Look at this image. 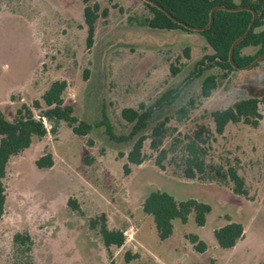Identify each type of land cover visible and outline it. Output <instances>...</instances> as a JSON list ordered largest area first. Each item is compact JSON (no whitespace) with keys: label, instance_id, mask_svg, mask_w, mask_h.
<instances>
[{"label":"rangeland","instance_id":"rangeland-1","mask_svg":"<svg viewBox=\"0 0 264 264\" xmlns=\"http://www.w3.org/2000/svg\"><path fill=\"white\" fill-rule=\"evenodd\" d=\"M93 4L99 10L88 45L83 0H0L1 113L11 121L24 105L38 117L45 109L43 93L54 81H64V105L73 109L78 123L93 126L87 135L77 136L64 123L52 133L44 121L47 135L34 138L10 159L0 264H21L23 258L30 264H264V108L259 105L257 125L240 120L228 124L222 135L214 134L210 118L213 111L264 94V59L245 71L214 66L196 75L195 64L213 54L200 36L143 26L151 17L143 0H88L87 5ZM256 52L253 47L241 50L243 55ZM208 75L217 76V87L203 98L201 85ZM177 89L174 105L157 112L147 129L149 134L168 119L160 147L169 150L163 169L155 164L157 153L147 139L144 162L129 165L125 174L131 143L110 142L95 124L104 113L114 134L127 137L132 125L121 118L123 109L150 105ZM201 126L212 132L205 139L206 160L234 168L244 181L245 197L235 195L231 185L185 178L179 162L172 160L180 155L170 152L171 144L177 139L182 147ZM47 153L53 166L38 169L35 161ZM153 190L209 204L205 225L198 227L190 214L185 224L174 221L172 235L160 241L151 217L142 211ZM70 199L78 211L68 206ZM102 217L109 230L125 234L121 247H104ZM90 221L96 222L95 229ZM229 222L240 223L244 235L224 250L213 231ZM16 233L30 236L29 252L14 249ZM192 235L205 243L204 252L194 249Z\"/></svg>","mask_w":264,"mask_h":264},{"label":"trees","instance_id":"trees-1","mask_svg":"<svg viewBox=\"0 0 264 264\" xmlns=\"http://www.w3.org/2000/svg\"><path fill=\"white\" fill-rule=\"evenodd\" d=\"M144 1V0H143ZM175 19L192 27H204L209 22L210 11L217 6L227 8L248 7L253 9L257 17L247 36L239 42L233 51V61L236 65L243 67L250 64L256 57L264 53V0H239L235 4L233 0H151ZM83 17L87 27V43L90 45L94 32V24L97 19L99 7L97 4L87 5L88 0H83ZM144 5L151 13L149 19L145 18L141 24L150 29L175 31L185 33H195L200 36L205 44L213 51L211 56H206L194 66L196 75H201L205 70L212 67H219L222 71H235L230 65L228 56L232 43L239 38L247 29L252 14L247 10L226 11L216 10L213 12V22L211 26L201 32H192L183 26L175 23L163 11L144 2ZM247 47L257 49L254 55H243L241 50ZM187 55V51H186ZM217 87V76L208 75L201 85V96L207 98ZM67 88L66 82L54 81L43 93L41 100L45 107L40 115L36 117L26 106L17 110L13 120H7L0 111V219L5 211L6 193L4 180L6 178L7 166L10 159L28 149L34 138L42 139L47 133L46 121L50 126V131L55 133L61 123L66 124L73 134L85 136L92 129L90 124L78 123L73 116V109L64 105L63 94ZM180 90H170L160 95L156 101L150 105L138 104L136 109L126 108L121 111V118L132 125V133L127 137H117L114 134L108 118L103 113L100 121L95 124L96 128L102 127L104 134L110 142L123 143L130 142V148L126 155V164L123 165L125 174L129 173V165H140L145 160L143 154L144 142L149 139V148L157 153L155 164L163 169V162L167 159L169 150L160 148L165 137V126L168 119L156 123L149 134L147 129L151 119L157 112L174 105L179 97ZM259 105L264 108V94L259 97L240 99L230 107L223 110H216L210 113V118L214 124V134L222 135L228 124H235L243 120L246 124L257 125L261 118ZM35 107L40 109V105L35 103ZM180 113H187L186 106L180 108ZM78 123V125H76ZM212 135L206 127H199L193 135L187 138V142L180 147V140H175L171 144V153L179 154L176 159L179 162L182 174L187 179H198L202 181H213L220 185H231V191L235 195L245 197L246 191L244 181L232 167L224 168L221 165L210 163L206 160L208 146L205 139ZM207 136V137H206ZM182 144V143H181ZM171 159V158H170ZM38 169H49L53 166L51 154L47 153L35 161ZM68 206L78 211V207L73 200H68ZM142 211L151 217L157 237L160 241L168 239L173 233L174 221L185 224L190 214L194 216V223L198 227L205 225L207 216L211 212L209 204L195 200H176L171 194L153 190L147 194L142 203ZM91 229L97 227L96 222L90 221ZM99 234L105 248L121 247L125 238L121 231L109 230L106 220L101 218L99 224ZM244 229L240 223L229 222L213 231V237L217 245L224 250L232 249L238 241L243 238ZM189 241L194 245V249L202 253L206 250V245L198 240L195 235L189 236ZM14 249H22L24 253L31 250V238L27 234L16 233L13 237ZM21 264H30L29 259L23 258Z\"/></svg>","mask_w":264,"mask_h":264},{"label":"water","instance_id":"water-1","mask_svg":"<svg viewBox=\"0 0 264 264\" xmlns=\"http://www.w3.org/2000/svg\"><path fill=\"white\" fill-rule=\"evenodd\" d=\"M144 2L156 7L158 10H161L163 11L169 18H171L175 23L183 26L184 28H186L187 30H190L192 32H201V31H204L206 29H208L212 22H213V12L216 11V10H226V11H239V10H247V11H250L251 14H252V19L246 29V31L239 37L237 38L231 45L230 47V51H229V56H228V60H229V63L230 65L233 67L234 70H238V71H245V70H249L250 68H252L254 65H256L258 62L262 61L264 59V53L261 54L260 56L256 57L250 64H248L247 66H243V67H240L238 65H236L233 61V51L236 47V45L241 42L246 36L247 34L250 32L253 24H254V21L257 17V14L256 12L251 9V8H248V7H235V8H227V7H224V6H217V7H214L211 11H210V15H209V22L206 26L204 27H192V26H189V25H186L185 23L183 22H180L179 20L175 19L174 17H172L170 14H168L167 12H165L161 6L157 5L155 2L151 1V0H144Z\"/></svg>","mask_w":264,"mask_h":264},{"label":"built area","instance_id":"built-area-1","mask_svg":"<svg viewBox=\"0 0 264 264\" xmlns=\"http://www.w3.org/2000/svg\"><path fill=\"white\" fill-rule=\"evenodd\" d=\"M45 125H46V124H45ZM123 236H124V238H125V241H126V236H125V234H124V233H123ZM125 241H124V242H125Z\"/></svg>","mask_w":264,"mask_h":264}]
</instances>
